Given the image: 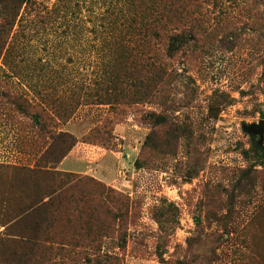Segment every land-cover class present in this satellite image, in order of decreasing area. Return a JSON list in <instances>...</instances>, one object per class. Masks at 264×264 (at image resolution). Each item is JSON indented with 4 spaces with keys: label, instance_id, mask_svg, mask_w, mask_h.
Wrapping results in <instances>:
<instances>
[{
    "label": "rangeland",
    "instance_id": "rangeland-1",
    "mask_svg": "<svg viewBox=\"0 0 264 264\" xmlns=\"http://www.w3.org/2000/svg\"><path fill=\"white\" fill-rule=\"evenodd\" d=\"M198 1L168 88L116 123L93 102L109 58L85 18L20 41L18 73L0 66V264H264V164L251 147L264 131L247 128L264 121V7ZM45 96L79 102L60 124ZM59 129L76 139L69 170L49 162ZM28 204L41 206L19 220Z\"/></svg>",
    "mask_w": 264,
    "mask_h": 264
},
{
    "label": "trees",
    "instance_id": "trees-1",
    "mask_svg": "<svg viewBox=\"0 0 264 264\" xmlns=\"http://www.w3.org/2000/svg\"><path fill=\"white\" fill-rule=\"evenodd\" d=\"M189 1L195 7L200 3L198 0H55L48 5L39 0H0V66L18 73L27 67H21L24 59L18 51L20 41L37 37L39 30L59 21L68 28L73 19L80 23L85 18L94 38L103 41L105 57L109 58L98 78L92 81L93 102L108 105L109 110L115 112L110 122L116 123L125 113V107L148 102L168 88L169 57L186 42L187 34L192 33L183 31ZM262 5L264 7V0ZM83 10L88 15L80 18ZM177 26H180L179 32L171 31ZM65 31L62 30L63 34ZM45 97L44 115L47 120L51 118L46 114V110H51L60 124L69 120L79 102ZM145 117L152 126L169 127L177 137L184 134L183 127L168 116L148 112ZM107 122L104 120L90 132L104 128ZM103 134L108 132L103 130ZM49 137L56 141L57 151L49 162L58 163L76 139L62 129L50 133ZM251 147L259 152V161L264 164V148L255 142ZM40 206L26 205L19 211L18 219L23 220Z\"/></svg>",
    "mask_w": 264,
    "mask_h": 264
},
{
    "label": "water",
    "instance_id": "water-1",
    "mask_svg": "<svg viewBox=\"0 0 264 264\" xmlns=\"http://www.w3.org/2000/svg\"><path fill=\"white\" fill-rule=\"evenodd\" d=\"M248 131L251 133H259L260 139L263 136L264 131V121L260 119L257 123L251 124L248 127Z\"/></svg>",
    "mask_w": 264,
    "mask_h": 264
},
{
    "label": "crops",
    "instance_id": "crops-1",
    "mask_svg": "<svg viewBox=\"0 0 264 264\" xmlns=\"http://www.w3.org/2000/svg\"><path fill=\"white\" fill-rule=\"evenodd\" d=\"M67 158H68V156L67 157H65V158H63L60 162H59V164H58V169H60V170H69V168H67L65 165L67 164Z\"/></svg>",
    "mask_w": 264,
    "mask_h": 264
}]
</instances>
